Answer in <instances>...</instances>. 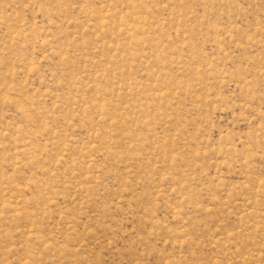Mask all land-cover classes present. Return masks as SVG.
Masks as SVG:
<instances>
[{
  "label": "rangeland",
  "instance_id": "1",
  "mask_svg": "<svg viewBox=\"0 0 264 264\" xmlns=\"http://www.w3.org/2000/svg\"><path fill=\"white\" fill-rule=\"evenodd\" d=\"M0 264H264V0H0Z\"/></svg>",
  "mask_w": 264,
  "mask_h": 264
}]
</instances>
